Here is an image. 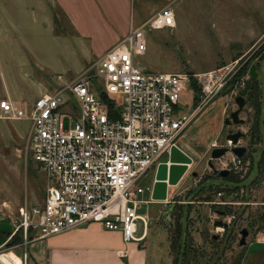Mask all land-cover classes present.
Returning a JSON list of instances; mask_svg holds the SVG:
<instances>
[{"label": "rangeland", "instance_id": "1", "mask_svg": "<svg viewBox=\"0 0 264 264\" xmlns=\"http://www.w3.org/2000/svg\"><path fill=\"white\" fill-rule=\"evenodd\" d=\"M154 2L159 5L168 2L166 6L175 15V26L163 30L143 27L145 51L133 60L146 69L188 75L189 81L184 84L180 95V108L188 112L194 87L192 75L227 63L222 55L226 50L221 37L224 9L220 5L223 12L216 11L215 8H219L217 4L212 5L215 0ZM232 8L229 5L228 11ZM78 21L84 36L67 34L68 27L62 20V27L53 25L49 29L43 22H38L36 36L23 35L16 39L22 45L30 42L31 50L27 49L31 59L25 58L30 67L33 64L38 73L52 77V85L47 86V90L53 89V83H57L55 74H60L62 79L69 78L82 66L83 59L89 60L69 80L74 79L105 52L91 58L94 54L90 50L98 52L109 36L101 28L95 34L96 26L88 17L81 15ZM5 56H9L7 60L13 74L21 64H25L20 63L16 53L8 56L0 53V61ZM238 58L236 66L227 74L225 87L196 113L175 140L176 146L191 159L179 183L167 186L164 200L140 204L136 210L137 215L145 220V226L143 228L142 221L136 220L134 235H140L147 228L144 239L138 240L145 250L146 264H238L247 242L259 237L264 239V39L249 52L236 55L235 59ZM250 64L255 65L256 78L250 82L243 96L244 102L238 114L242 124L224 125L223 118L236 108L233 99L247 78ZM31 98L18 104L19 107L27 109ZM70 100L74 103L72 98ZM73 122V117L68 124L64 119L63 127H69ZM28 128L26 119L0 117V218L10 225L9 232L0 233L6 238L0 245V252L14 256L23 249V238L14 231L13 225V221H18V208L40 205L44 192V176L26 149ZM229 128L244 132L245 138L239 139L238 143L246 146L247 152L250 147L255 149L250 156L248 170L245 169L247 156L239 158V162L233 165L229 162L228 153L211 159V168L206 165L209 149L223 144ZM165 158L166 155L162 154L157 161ZM156 164L137 179V185H151ZM221 168L230 170L229 176L219 177L216 169ZM218 191L220 196H216ZM217 219L226 223V227L214 226ZM242 228L246 229L247 235L244 245L240 246L238 239ZM212 235L217 238L213 239Z\"/></svg>", "mask_w": 264, "mask_h": 264}, {"label": "built area", "instance_id": "2", "mask_svg": "<svg viewBox=\"0 0 264 264\" xmlns=\"http://www.w3.org/2000/svg\"><path fill=\"white\" fill-rule=\"evenodd\" d=\"M173 25L171 9L161 7L142 24L130 25L73 80L37 96L27 109L0 99L1 118L29 121L26 149L45 181L41 204L19 207L18 221H13L23 238L21 253L13 259L0 252V264H27L30 236L44 238L89 221L119 231L125 242L136 239V220L144 228L136 210L153 201L152 182L142 187L137 179L154 163L167 164L170 146H176L188 122L225 87L239 60L193 74L191 110L182 111L180 95L188 75L146 69L133 60L145 51L143 27ZM262 39L264 32L252 48ZM71 117L74 122L64 128L63 120L68 124ZM162 154L166 158L158 162ZM239 160L230 154L233 165Z\"/></svg>", "mask_w": 264, "mask_h": 264}, {"label": "crops", "instance_id": "3", "mask_svg": "<svg viewBox=\"0 0 264 264\" xmlns=\"http://www.w3.org/2000/svg\"><path fill=\"white\" fill-rule=\"evenodd\" d=\"M154 1L0 0V47L2 48L0 53L7 56L16 53L17 57H20V63H25L19 66L16 74H13L11 63L7 60L9 56L8 58L5 56L3 61H0L2 76L0 99H9L17 106L31 97L30 100L33 101L37 96L49 93L73 80L69 79L89 61L83 59L82 66H79L80 68L78 67L79 69L69 78L62 79L60 74H55L54 80L57 83H53V89L47 90L46 87L52 85L50 82L52 77L49 78L45 73H38L33 64L31 65L32 70L28 64L29 61L27 63L25 60L26 57L31 59L30 42L22 45L21 41L16 40L23 35L36 36L38 22H43L49 29L53 25L62 27L63 20L68 27L67 34L84 36L78 19L81 15L90 18L96 26L95 34L101 28L109 36L98 52L94 53L90 50L94 54L91 57L93 58L96 54L99 56L114 45L128 31L130 25L142 24L168 3L159 5ZM194 1L197 2V0ZM215 4L219 7L215 8L216 11H224L225 14L222 19L221 37L226 50L222 55L227 60L225 62H228L235 59L238 54L249 52L264 32V0H215L212 5ZM229 5L233 6L230 12L228 11ZM215 9H213L214 12ZM172 16L174 27L175 15L172 13ZM134 20L137 22H133ZM9 230V222L2 221L0 218V233L9 232ZM146 233L147 228L145 231L143 229L140 235L135 236V240L125 242L119 231L107 230L101 223L89 221L54 235L29 240L26 247L27 264H146L145 250L140 246L141 241H138L143 240ZM5 240V237L0 236V245ZM238 264H264V239L262 237L251 240L243 246Z\"/></svg>", "mask_w": 264, "mask_h": 264}, {"label": "water", "instance_id": "4", "mask_svg": "<svg viewBox=\"0 0 264 264\" xmlns=\"http://www.w3.org/2000/svg\"><path fill=\"white\" fill-rule=\"evenodd\" d=\"M256 78L255 65L250 64L247 70V78L242 81V87L238 94L234 97L233 101L236 104V108L228 113L222 120V124L229 125L231 123L238 124L242 123V118L238 117V113L243 105V96L249 89L250 82ZM243 132L236 130L233 133L225 135V139L229 140V143L233 146H215L209 151V161L207 165L211 167L210 160L216 159L226 153L232 154V156L239 158L241 157L244 147L237 146L236 143L238 138L242 137ZM191 163V159L182 152L178 147L171 145L167 154V164L158 163L155 168L154 179L152 181V189L150 198L152 200L161 201L166 198V188L168 185H175L178 180L182 177L186 171V166ZM227 169L221 168L217 171L219 177L223 178L227 174ZM214 226L226 227V223L219 219L213 222ZM247 231L245 228L240 229L238 245H244ZM216 235H212L214 239Z\"/></svg>", "mask_w": 264, "mask_h": 264}, {"label": "flooded vegetation", "instance_id": "5", "mask_svg": "<svg viewBox=\"0 0 264 264\" xmlns=\"http://www.w3.org/2000/svg\"><path fill=\"white\" fill-rule=\"evenodd\" d=\"M239 114V113H238ZM238 124H242V123H238ZM229 125H235V124H233V123H231V124H229ZM236 131V128L235 129H227L226 130V132H225V135L226 134H228V133H233V132H235ZM243 134H244V132H243ZM225 135H224V142H223V144H220V145H217V146H228V147H231V146H233V145H231L230 143L229 144H227V139H225ZM249 137H251V135L249 134ZM243 138H245V134L242 136V137H240V138H238V140L239 139H243ZM236 145L237 146H242V147H244V151H243V153H242V155H241V157H239V158H242V157H246L247 156V158H248V161L246 160V162H245V164H246V167H245V169H249V167H250V156L253 154V152H255V149L254 148H249V151L247 152V147L246 146H244L243 144H240V143H238V141H237V143H236ZM211 149V148H210ZM210 149H209V151H210ZM209 151H208V154H209ZM227 154V153H226ZM219 158V157H218ZM217 159V158H216ZM250 160V161H249ZM208 162V161H207ZM206 162V163H207ZM210 164H211V162H210ZM254 164V163H253ZM207 165V164H206ZM208 166V165H207ZM209 167V166H208ZM211 167H212V164H211ZM211 167H209V168H211ZM225 169H227V168H225ZM219 169H216V174H217V171H218ZM227 174H226V176H229V174H230V170H228L227 169ZM194 175V174H193ZM218 175V174H217ZM225 176V177H226ZM235 183V182H234ZM235 185H237V183H235ZM217 237H215L214 239H216Z\"/></svg>", "mask_w": 264, "mask_h": 264}, {"label": "bare ground", "instance_id": "6", "mask_svg": "<svg viewBox=\"0 0 264 264\" xmlns=\"http://www.w3.org/2000/svg\"><path fill=\"white\" fill-rule=\"evenodd\" d=\"M9 256H11L13 259H15L13 254H9ZM3 260H4V259H3Z\"/></svg>", "mask_w": 264, "mask_h": 264}, {"label": "trees", "instance_id": "7", "mask_svg": "<svg viewBox=\"0 0 264 264\" xmlns=\"http://www.w3.org/2000/svg\"><path fill=\"white\" fill-rule=\"evenodd\" d=\"M244 68H245V67H244ZM254 105H255V107L257 108V104L254 103Z\"/></svg>", "mask_w": 264, "mask_h": 264}]
</instances>
